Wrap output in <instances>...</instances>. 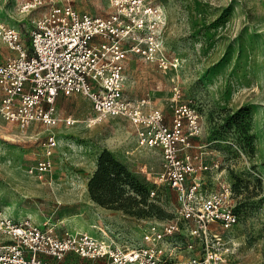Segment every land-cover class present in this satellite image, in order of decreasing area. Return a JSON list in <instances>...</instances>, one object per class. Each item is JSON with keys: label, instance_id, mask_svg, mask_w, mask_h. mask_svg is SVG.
<instances>
[{"label": "rangeland", "instance_id": "obj_1", "mask_svg": "<svg viewBox=\"0 0 264 264\" xmlns=\"http://www.w3.org/2000/svg\"><path fill=\"white\" fill-rule=\"evenodd\" d=\"M80 13L105 17L109 0H69ZM166 14L163 40L181 59L177 73L156 65L127 61L125 92L130 98L151 100L171 121L169 103L178 87L181 100L198 113L199 134L192 137L191 154L218 169L204 174V193L217 189V178L230 184L239 223L225 236L231 248L226 264H264V0H152ZM19 0H0V23L22 28ZM36 14H32L34 16ZM26 22V21H25ZM27 48V37H23ZM0 40V63L13 56ZM58 111L76 123L25 130L0 117V210L16 220L42 225L53 222L61 233H89L116 245L142 244L151 224L176 216L177 199L164 184L154 182L161 169L157 149L139 147L135 129L120 118L95 117L82 95H60ZM260 120V130L256 126ZM50 136L53 168L47 182L29 169L43 159ZM104 151L110 152L145 190L126 187L137 200L132 209L101 206L89 193L90 179ZM221 174V175H220ZM154 190L155 196H147ZM5 238L0 236V246ZM179 241V240H178ZM177 262V260H176Z\"/></svg>", "mask_w": 264, "mask_h": 264}, {"label": "built area", "instance_id": "obj_2", "mask_svg": "<svg viewBox=\"0 0 264 264\" xmlns=\"http://www.w3.org/2000/svg\"><path fill=\"white\" fill-rule=\"evenodd\" d=\"M109 6V15L97 17L78 12L69 0H19L17 13L30 24L0 23V40L14 54L0 63V117L21 130L34 123L71 126L76 120L59 113L57 98L84 96L96 114L91 125L106 118L126 120L139 147L161 152L154 182L176 195V216L149 225L142 244L128 247L89 233L63 234L53 222L16 221L0 210L5 238L0 264H226L231 248L225 234L239 223V215L222 176L216 190L204 193V174L218 164L188 152L200 132L197 111L181 100L178 87L169 103L170 122L150 99L125 92L131 57L164 73L180 69V57L162 37L165 11L152 0H109ZM56 145L50 136L43 159L29 169L40 181L47 182L52 171Z\"/></svg>", "mask_w": 264, "mask_h": 264}, {"label": "trees", "instance_id": "obj_3", "mask_svg": "<svg viewBox=\"0 0 264 264\" xmlns=\"http://www.w3.org/2000/svg\"><path fill=\"white\" fill-rule=\"evenodd\" d=\"M126 187L138 189L143 195L138 202L146 204L147 197L143 187L110 152L104 151L99 157L97 170L89 181L88 190L91 198L101 206L110 209H132L137 200L127 194ZM149 192L150 190L147 196Z\"/></svg>", "mask_w": 264, "mask_h": 264}, {"label": "crops", "instance_id": "obj_4", "mask_svg": "<svg viewBox=\"0 0 264 264\" xmlns=\"http://www.w3.org/2000/svg\"><path fill=\"white\" fill-rule=\"evenodd\" d=\"M134 58L140 60V59L137 58V57H131V58L129 59V61L134 60ZM129 61H128V62H129ZM128 62L126 63V69H127ZM260 125H261V124H260V120H259L258 118H256V126H257V129H259V130H260Z\"/></svg>", "mask_w": 264, "mask_h": 264}]
</instances>
